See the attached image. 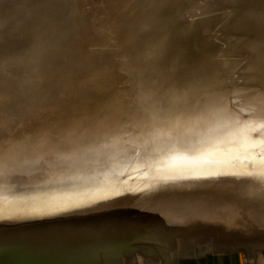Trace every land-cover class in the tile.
Returning a JSON list of instances; mask_svg holds the SVG:
<instances>
[{
  "label": "water",
  "instance_id": "obj_1",
  "mask_svg": "<svg viewBox=\"0 0 264 264\" xmlns=\"http://www.w3.org/2000/svg\"><path fill=\"white\" fill-rule=\"evenodd\" d=\"M259 12L261 3L242 10L239 25ZM243 60L255 66L252 76L238 74ZM79 66L70 80L37 78L15 98L0 96V255L33 264L76 255L74 245L156 242L152 219L185 224L190 205L264 197L262 53L189 61L183 72L148 78L117 72L103 80L102 65ZM248 78L259 87L237 84ZM72 92L78 96L58 104ZM225 133L253 140V150L242 161L224 149L206 171L195 159L218 151L206 143ZM177 237L165 233L159 241Z\"/></svg>",
  "mask_w": 264,
  "mask_h": 264
},
{
  "label": "rangeland",
  "instance_id": "obj_2",
  "mask_svg": "<svg viewBox=\"0 0 264 264\" xmlns=\"http://www.w3.org/2000/svg\"><path fill=\"white\" fill-rule=\"evenodd\" d=\"M194 1L0 0V96L15 98L19 92H27L37 78L70 80V74L80 64L102 65L103 70L97 76L103 80L117 72L125 75V79L134 72L148 78L158 71L163 75L183 72L189 61L220 62L250 59L254 53L264 55V13L259 12L243 26L239 25L241 22L233 26L239 18L236 4L230 6L224 0ZM217 11L224 14L219 16L214 13ZM210 13H214V18H209ZM183 16L196 19L189 24L190 32L180 36ZM87 24L90 29H85L89 27ZM175 27H178L175 36L181 38L164 39L163 33ZM139 32L143 33L137 36ZM248 38H254L251 44ZM155 42L157 46L153 47ZM139 44L147 47L139 49L138 54L127 53L138 51ZM243 44L247 47L242 49ZM49 47L52 50L46 52ZM133 57L136 61L131 69L127 68ZM252 64L251 60H243L238 74L252 76L255 73ZM31 75L32 80L23 86L24 79ZM237 84L260 85L249 78L237 80ZM97 90L100 92L101 86ZM73 93L58 104L72 99L70 96H78ZM27 98L30 96L24 99ZM67 107L63 113H67ZM59 108L51 112H58ZM49 117L48 113L43 120Z\"/></svg>",
  "mask_w": 264,
  "mask_h": 264
},
{
  "label": "bare ground",
  "instance_id": "obj_3",
  "mask_svg": "<svg viewBox=\"0 0 264 264\" xmlns=\"http://www.w3.org/2000/svg\"><path fill=\"white\" fill-rule=\"evenodd\" d=\"M203 1L205 0L194 2ZM224 1L230 6L236 4L240 17L242 10L263 0ZM261 4L264 5V3ZM124 9H126L125 6ZM214 13L219 16L224 14L219 11ZM214 13H210L209 18H214L212 15ZM183 17L179 25L183 26V30L178 33L180 36L190 32L189 24L196 19L189 18V16ZM238 22L239 18L233 22V26ZM87 26L89 27L85 29H90V24ZM177 28L163 33V38L168 40L181 38L178 34L175 36ZM142 33L139 32L137 36ZM142 46L138 47V50ZM51 50L49 47L46 52ZM60 60L61 58L57 63ZM31 77L32 75L24 79L23 86L32 80ZM253 143L254 141L248 137L237 138L236 135L230 133L218 135L214 140L207 142L206 146H218L213 150L221 148L211 153L212 149L205 151L204 148L202 151L207 152L204 155L208 158L198 155L195 161L204 164L203 169L210 171L214 168L216 159L220 158L222 151L227 148L244 161L246 160L245 155L252 152L255 144ZM178 215L177 213L175 217ZM184 215L188 221L185 224H177V221H173V225L157 224L153 219L150 220L151 229L158 233L157 237L154 236L157 239L156 242H93L74 245L70 248L79 251L76 255L48 258L45 263L33 264H65L55 260L70 257L74 259L70 264H169V260L172 262L175 260L177 264H264V197L235 196L227 199L222 197L190 205L185 208ZM181 231H187V234L181 235ZM165 233L177 234L179 238L175 239L176 242H160L159 238H164ZM210 233L216 237L211 236ZM0 260L5 261V264H23L22 257L17 255H0Z\"/></svg>",
  "mask_w": 264,
  "mask_h": 264
}]
</instances>
